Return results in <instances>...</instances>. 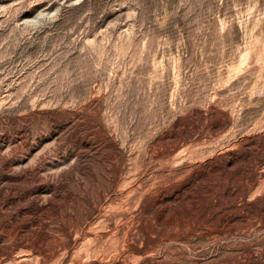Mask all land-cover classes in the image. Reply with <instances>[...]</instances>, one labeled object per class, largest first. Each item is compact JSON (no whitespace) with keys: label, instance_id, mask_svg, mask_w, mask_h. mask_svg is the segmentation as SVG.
Here are the masks:
<instances>
[{"label":"rangeland","instance_id":"1","mask_svg":"<svg viewBox=\"0 0 264 264\" xmlns=\"http://www.w3.org/2000/svg\"><path fill=\"white\" fill-rule=\"evenodd\" d=\"M258 143L264 0H0V264H264Z\"/></svg>","mask_w":264,"mask_h":264},{"label":"bare ground","instance_id":"2","mask_svg":"<svg viewBox=\"0 0 264 264\" xmlns=\"http://www.w3.org/2000/svg\"><path fill=\"white\" fill-rule=\"evenodd\" d=\"M263 147L264 148V144H256V147ZM259 150V149H258ZM264 150V149H263ZM231 170V169H226V171ZM188 174L187 170H183V173L181 174V177H185V175ZM263 175H261L262 177ZM261 179V178H260ZM182 180V179H181ZM262 186L264 187V178L262 179ZM247 188H249V186H247ZM226 202V201H225ZM224 202V203H225ZM228 202V201H227ZM227 205V204H226ZM255 206V210H253L251 213H249L250 217L249 219H245V220H238L235 222H231L228 223L224 226L218 227L217 223L215 224V222H213L212 224L209 225H204L203 227L199 225H197L196 228H200L202 227L204 234L201 232V234L203 235H212L214 238H218L221 235H232L233 233H249L251 231V227L252 225L258 221L261 224H264V201L263 200H257L254 203ZM233 209V208H232ZM234 212V209L232 210ZM239 212V211H238ZM229 213V212H228ZM206 221V220H205ZM209 221V220H208ZM203 222V221H202ZM193 224V223H192ZM191 224V231L194 232L196 229H194V224ZM205 224V223H204ZM208 224V223H207ZM201 229V230H202ZM255 230V229H254ZM258 230V228L256 229ZM197 231V230H196ZM198 233V232H197ZM196 233V234H197ZM246 235V234H245ZM244 235V236H245ZM196 236V235H195ZM242 236V235H241ZM209 237V236H208ZM226 237V236H225ZM213 238V239H214ZM247 238V237H246ZM208 241V240H207ZM216 241V240H215ZM219 241V240H218ZM256 242V241H255ZM262 243V241H261ZM242 244V243H241ZM243 248H251V243L250 242H246L243 245ZM251 250V249H250ZM237 252V251H236ZM239 253V252H238ZM261 254V253H260ZM230 255V254H229ZM239 255V254H238ZM244 256V255H243ZM264 256V255H263ZM264 260V258H263ZM222 261L224 264H240V261L238 260L237 257H228L225 258ZM250 264H254V261H252Z\"/></svg>","mask_w":264,"mask_h":264}]
</instances>
